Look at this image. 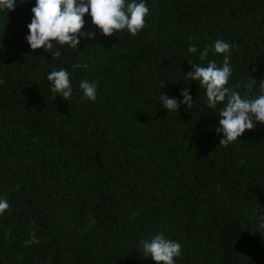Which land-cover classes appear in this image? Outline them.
<instances>
[{"label":"trees","instance_id":"16d2710c","mask_svg":"<svg viewBox=\"0 0 264 264\" xmlns=\"http://www.w3.org/2000/svg\"><path fill=\"white\" fill-rule=\"evenodd\" d=\"M135 2L150 9L135 37L104 36L86 14L95 39L55 59L26 40L36 0L0 10V264H156L140 241L161 232L182 246L175 264H264V123L219 145L221 117L187 75L189 61L223 66L222 39L226 86L243 97L253 78L251 98L264 94V0ZM61 69L69 101L47 79ZM184 87L193 110L161 106Z\"/></svg>","mask_w":264,"mask_h":264},{"label":"clouds","instance_id":"9594fccd","mask_svg":"<svg viewBox=\"0 0 264 264\" xmlns=\"http://www.w3.org/2000/svg\"><path fill=\"white\" fill-rule=\"evenodd\" d=\"M16 6V0H0V10H14ZM32 12L34 15L28 25L30 34L26 40L33 51L43 48L52 59H55L61 56L60 48L65 45L77 50L81 36L95 39L94 31L87 33L81 31L85 26L86 14H90L93 25L104 36L111 37L114 33L119 34L122 30H127L135 37L145 27V17L150 9L144 2L136 3L135 0L127 4L125 0H36ZM233 47L234 45L222 39L216 40L214 50L216 53L224 54L223 66L218 67L215 61L209 62L206 67L189 61L192 69L187 72L188 77L198 82L204 90L207 107L221 117L219 127L215 131L218 135L223 133L219 145L225 146L237 141L246 130H253L254 122L264 123V94L255 98L250 96L254 88L257 89V82L253 78L248 83L247 92L243 97L238 91L226 86L233 71L230 64ZM188 50L190 53H196L198 49L195 44H190ZM73 67L81 65L76 64ZM47 79L51 82L53 93H59L66 101L71 99L73 88L66 70L52 71ZM79 87L84 97L96 101L97 86L94 83L83 80ZM258 89L264 93V80L259 82ZM180 95L183 100L163 93L159 97L161 106L170 111H179L181 106H184L186 111L193 110L195 101L190 94V87H184ZM219 105L223 107L217 113ZM9 207L7 200L0 199V214ZM260 220V227L264 229V215L260 216ZM140 243L143 257H150L156 264H175L174 258L182 254L181 244L167 238L162 232L155 234L151 239L141 240Z\"/></svg>","mask_w":264,"mask_h":264}]
</instances>
